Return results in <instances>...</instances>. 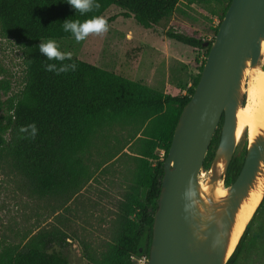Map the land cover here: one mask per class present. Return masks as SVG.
I'll return each instance as SVG.
<instances>
[{
  "label": "trees",
  "instance_id": "trees-1",
  "mask_svg": "<svg viewBox=\"0 0 264 264\" xmlns=\"http://www.w3.org/2000/svg\"><path fill=\"white\" fill-rule=\"evenodd\" d=\"M96 2L100 5L98 9L80 15L67 0H0V35L19 44L24 66L23 87L17 94H10V82L0 67V155L8 152L14 166L26 176L38 195L70 198L93 178L90 159L103 129L116 121L136 124L137 146L129 156L135 164L131 193L125 197L123 215L116 230V244L105 252L100 263L134 264L133 258L142 254L148 259L163 161L180 113L198 83L203 64L186 93L171 96L73 56L71 61L62 63H74V71L60 74L47 71V64L55 63L60 67L61 62L48 60L39 52L38 45L42 40L73 38L62 28L65 19L84 21L93 16L103 17L111 7H117L121 12L106 18L108 24L117 17L132 18L142 28L153 29L169 17L179 3L207 6L212 14H218L220 23L231 0ZM165 36L191 48L204 47V42L193 36L173 31H167ZM207 54L208 47L205 57ZM30 125L35 126V134ZM220 125L205 157V169L213 159ZM155 148L164 151L161 159L154 154ZM244 156L245 153L241 157H232L224 179L225 187L237 177ZM262 203L247 223L226 264H238ZM66 239L65 235L53 232L39 233L22 246L0 251V264H68L54 249L64 246Z\"/></svg>",
  "mask_w": 264,
  "mask_h": 264
},
{
  "label": "rangeland",
  "instance_id": "rangeland-1",
  "mask_svg": "<svg viewBox=\"0 0 264 264\" xmlns=\"http://www.w3.org/2000/svg\"><path fill=\"white\" fill-rule=\"evenodd\" d=\"M120 12L119 8L111 7L103 17L106 19ZM218 23V14H212L207 6L179 3L175 11L153 29L142 28L132 18L117 17L108 24L109 30L103 35H89L81 42L74 37L54 40L61 51L72 52L79 60L176 96L185 94L191 86L205 62L207 47L191 48L167 38L165 33L173 31L209 43L214 39ZM45 42L47 40L41 41ZM260 64H264V60ZM0 67L10 82V94H17L23 87L22 51L13 39L1 35ZM243 88V91L252 89L247 74ZM243 93L242 107L246 108L251 105L253 93L250 91L248 96ZM137 129L133 122L122 121L103 129L90 159L93 178L70 198L38 195L4 151L0 155V251L22 246L39 233L53 232L67 237L64 246L54 249L68 264H100L105 252L116 244L125 197L131 193L135 164L129 156L137 146ZM248 142L245 133L237 140L233 156H243ZM116 154L122 155L114 157ZM154 154L161 159L164 151L155 148ZM211 162L207 169L203 164L202 183L210 176ZM260 213L264 214L263 210ZM255 259L257 262L253 264L264 261V215L249 233L239 263L246 264ZM133 262L146 264L147 259L142 254L134 257Z\"/></svg>",
  "mask_w": 264,
  "mask_h": 264
},
{
  "label": "water",
  "instance_id": "water-1",
  "mask_svg": "<svg viewBox=\"0 0 264 264\" xmlns=\"http://www.w3.org/2000/svg\"><path fill=\"white\" fill-rule=\"evenodd\" d=\"M203 46L208 54L198 83L180 113L163 161L146 264H226L234 251L229 254L236 214L256 182L264 183L261 132L248 142L233 183L224 185L237 144L236 113L245 101V71L258 66L264 71V0H231L213 41ZM219 125L204 183L210 190L202 195L203 164ZM218 184L226 195L216 199L213 190Z\"/></svg>",
  "mask_w": 264,
  "mask_h": 264
},
{
  "label": "bare ground",
  "instance_id": "bare-ground-1",
  "mask_svg": "<svg viewBox=\"0 0 264 264\" xmlns=\"http://www.w3.org/2000/svg\"><path fill=\"white\" fill-rule=\"evenodd\" d=\"M248 70V69H247ZM245 71V74L251 78V88L243 91L250 94L253 93L251 105L249 107H240L236 113V140L242 137L245 133L249 141H252L256 136L264 132V71L260 66L250 68V71ZM210 187L207 184L200 183V192L202 195L209 194ZM264 191V183L262 179L258 180L254 187L250 190L248 196L242 202L235 218L234 227L231 235V243L229 254L234 250L243 230L258 203H260ZM213 195L216 199L226 195V189L220 184L213 190Z\"/></svg>",
  "mask_w": 264,
  "mask_h": 264
},
{
  "label": "clouds",
  "instance_id": "clouds-1",
  "mask_svg": "<svg viewBox=\"0 0 264 264\" xmlns=\"http://www.w3.org/2000/svg\"><path fill=\"white\" fill-rule=\"evenodd\" d=\"M67 3L80 15H85L100 7L96 0H67ZM62 28L65 32H70L77 42L85 40L89 35H103L109 30L108 22L102 16H93L84 21L67 18L62 22ZM38 48L39 52L48 60L61 62L60 67H57L55 63L47 64V71H54L56 74H60L76 69L74 63H62L65 60L71 61L73 54L72 52L61 51L59 44L54 39H48L45 43H39ZM29 127H31L33 134H35V126L30 125ZM24 130L21 129V131Z\"/></svg>",
  "mask_w": 264,
  "mask_h": 264
},
{
  "label": "flooded vegetation",
  "instance_id": "flooded-vegetation-1",
  "mask_svg": "<svg viewBox=\"0 0 264 264\" xmlns=\"http://www.w3.org/2000/svg\"><path fill=\"white\" fill-rule=\"evenodd\" d=\"M262 200H263V199H262ZM261 202H263V203H262L261 207L259 208V211H258V213H257V215H256V218H255V220H254V222H253V224H252V228H253V226L257 223V221H259V220L261 219L262 215H264L263 213H262V214L260 213L261 210H263V212H264V200L261 201ZM252 228H251V230H252ZM251 230H250V232H251ZM250 232H249V233H250ZM249 233H248V235H249ZM248 235H247V237H248ZM246 240H247V238H246ZM245 249H246V246H245ZM245 249L243 250V252H242V254H241V257H242V255H243ZM257 257H259V256H257ZM239 259H241V258H239ZM257 259L259 260V258H257ZM257 259H255V260H253V261H249V262L246 263V264H253V263L257 262ZM259 261H260V260H259ZM238 264H242V263H239V260H238ZM261 264H264V261H263Z\"/></svg>",
  "mask_w": 264,
  "mask_h": 264
}]
</instances>
